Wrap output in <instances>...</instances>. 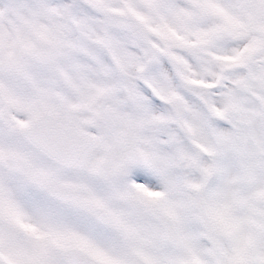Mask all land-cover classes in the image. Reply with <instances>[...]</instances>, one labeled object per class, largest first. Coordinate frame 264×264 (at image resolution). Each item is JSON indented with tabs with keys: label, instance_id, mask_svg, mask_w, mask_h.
<instances>
[{
	"label": "snow or ice",
	"instance_id": "obj_1",
	"mask_svg": "<svg viewBox=\"0 0 264 264\" xmlns=\"http://www.w3.org/2000/svg\"><path fill=\"white\" fill-rule=\"evenodd\" d=\"M0 264H264V0H0Z\"/></svg>",
	"mask_w": 264,
	"mask_h": 264
}]
</instances>
